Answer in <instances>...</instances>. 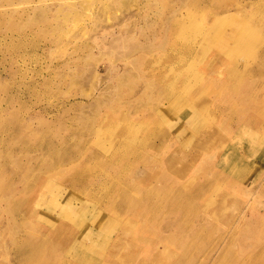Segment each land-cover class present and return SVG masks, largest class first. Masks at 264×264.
Here are the masks:
<instances>
[{
    "label": "rangeland",
    "instance_id": "1",
    "mask_svg": "<svg viewBox=\"0 0 264 264\" xmlns=\"http://www.w3.org/2000/svg\"><path fill=\"white\" fill-rule=\"evenodd\" d=\"M0 264H264V0H0Z\"/></svg>",
    "mask_w": 264,
    "mask_h": 264
},
{
    "label": "bare ground",
    "instance_id": "2",
    "mask_svg": "<svg viewBox=\"0 0 264 264\" xmlns=\"http://www.w3.org/2000/svg\"><path fill=\"white\" fill-rule=\"evenodd\" d=\"M161 114V113H160ZM256 116V115H255ZM177 131V130H176ZM191 144V143H190ZM180 150V149H179ZM249 152H251V151H249ZM243 158V157H242ZM171 159V158H170ZM191 161V160H190ZM177 164V163H176ZM182 174V173H181ZM195 185V184H194ZM203 187H206V186H203ZM199 188V187H198ZM198 190V189H197ZM127 190H125V192H126ZM203 191H204V188H203ZM124 193V192H123ZM122 193V194H123ZM128 193V192H127ZM205 193H206V190H205ZM120 198H122V197H120ZM123 198H125V197H123ZM210 198V197H209ZM212 201V200H211ZM208 202V201H207ZM213 202V201H212ZM221 207V206H220ZM220 211V210H219ZM34 213H35V211H33ZM42 238V237H41ZM43 239V238H42ZM80 240V239H79ZM87 240V239H86ZM86 242V241H85ZM84 242V243H85ZM82 243V242H81ZM35 245V244H34ZM24 247H25V245H24ZM20 248V247H19ZM22 248H23V246H22ZM21 250V249H20ZM25 250V249H24ZM23 251V250H22ZM28 255V254H27ZM26 257H28V256H26ZM24 258V257H23ZM126 259V258H125Z\"/></svg>",
    "mask_w": 264,
    "mask_h": 264
}]
</instances>
